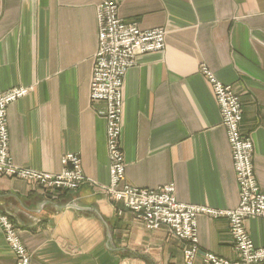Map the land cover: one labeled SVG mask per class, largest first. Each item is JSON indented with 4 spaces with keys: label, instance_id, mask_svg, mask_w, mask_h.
Wrapping results in <instances>:
<instances>
[{
    "label": "crops",
    "instance_id": "crops-1",
    "mask_svg": "<svg viewBox=\"0 0 264 264\" xmlns=\"http://www.w3.org/2000/svg\"><path fill=\"white\" fill-rule=\"evenodd\" d=\"M102 0H0V93L29 92L7 108L17 166L58 173L78 154L85 176L106 184L104 104L89 98ZM125 23L162 28L163 50L136 57L124 78L120 143L125 181L173 183L185 203L231 209L238 189L218 106L199 72L205 63L240 97L241 131L253 144L264 190V0H113ZM0 212L18 227L30 264H182V243L146 229L120 202L87 184L45 192L0 176ZM245 227L264 247V219ZM201 250L236 258L225 218H197ZM0 264H15L0 229ZM196 264H203L197 261Z\"/></svg>",
    "mask_w": 264,
    "mask_h": 264
},
{
    "label": "built area",
    "instance_id": "built-area-1",
    "mask_svg": "<svg viewBox=\"0 0 264 264\" xmlns=\"http://www.w3.org/2000/svg\"><path fill=\"white\" fill-rule=\"evenodd\" d=\"M96 21L97 46L89 98L93 103L104 104L110 179L107 185L89 183L108 199L122 202L123 207L131 211L146 229L165 228L171 237L180 240L183 264H196L197 260L204 264H264V247L254 245L244 225L247 218H264V190L254 173L252 141L240 132L241 101L232 85L218 80L205 63L200 64L199 71L211 87L221 124L226 131L238 186L237 206L219 209L178 201L173 183L158 189L132 186L124 178L125 164L120 143L123 82L138 55L163 50L165 31L162 28L142 30L136 23L123 22L118 15V5L113 0H102L96 6ZM28 91V87L15 86L0 93V176L23 179L55 192L78 187L87 179L81 169L80 157L74 153L62 156L63 167L58 173L19 167L12 162L6 124L7 108ZM201 215L228 221L229 234L238 254L236 260L218 257L199 248L197 218ZM0 227L8 247L15 253V264H29L30 253L22 243L19 231L1 213Z\"/></svg>",
    "mask_w": 264,
    "mask_h": 264
},
{
    "label": "rangeland",
    "instance_id": "rangeland-1",
    "mask_svg": "<svg viewBox=\"0 0 264 264\" xmlns=\"http://www.w3.org/2000/svg\"><path fill=\"white\" fill-rule=\"evenodd\" d=\"M200 67V66H199ZM200 72V71H199ZM201 74V73H200ZM202 75V74H201ZM203 76V75H202ZM204 77V76H203ZM208 83V82H207ZM209 85V84H208ZM231 85V84H230ZM24 87H26V86H24ZM233 87V86H232ZM209 88H210V90H211V87H210V85H209ZM29 92V91H28ZM211 92H212V90H211ZM240 98V97H239ZM215 100V99H214ZM241 124V123H240ZM226 132V131H225ZM240 132L242 133V131H241V127H240ZM9 135V134H8ZM227 137V136H226ZM227 142H228V140H227ZM228 145H229V143H228ZM106 148H107V144H106ZM229 149H230V147H229ZM75 154V153H74ZM77 156H79L78 154H76ZM230 156H231V154H230ZM107 157H108V152H107ZM124 159V158H123ZM232 160V159H231ZM80 164H81V160H80ZM125 164V163H124ZM254 165V164H253ZM232 166H233V164H232ZM19 167H23V166H19ZM27 168V167H26ZM30 169V168H29ZM81 169H82V167H81ZM34 170V169H33ZM36 171H38V170H36ZM233 171H234V167H233ZM43 172V171H42ZM82 172H83V170H82ZM48 173V172H47ZM255 173V172H254ZM83 175H84V173H83ZM84 177L87 179V181H85L84 183H82V184H80L78 187H75V188H73V189H64L63 191H60V193H66V192H72V191H75L76 189H78L81 185H84V184H87L88 186H91L94 190H95V188L89 183V182H91L92 181V183H97V184H100V185H107L108 183H109V179H110V174H109V159H108V177H109V179H108V182L106 183V184H101V183H99V182H97V181H95L94 179H91V178H89V177H87V176H85L84 175ZM124 178H125V175H124ZM21 180H23V179H21ZM23 181H25V182H28V181H26V180H23ZM258 182V181H257ZM29 184H32V185H34V186H37V187H39L40 189H42L43 191H45V192H49V191H51V192H55V191H53V190H50V189H45V188H42V187H40V186H38V185H36V184H33V183H30V182H28ZM237 184V183H236ZM166 185V184H165ZM164 186V185H163ZM162 186H160V187H158V188H161ZM238 187V186H237ZM140 188V187H139ZM158 188H155V189H158ZM145 189H148V188H145ZM238 189V188H237ZM95 192H98L97 190H95ZM98 193H100V192H98ZM109 201H112V202H120V201H114V200H111V198L110 199H108ZM121 204H122V202H120ZM238 204V203H237ZM201 205H204V204H201ZM122 206H123V204H122ZM207 206V205H206ZM237 206V205H236ZM124 209H126L125 207H123ZM235 208V207H234ZM220 209H222V208H220ZM232 209V208H231ZM126 210H128V209H126ZM129 211V210H128ZM129 212H131V211H129ZM1 214H5L6 216H7V218L9 219V221H10V223L12 224V226L13 227H15V229L16 230H18L19 231V229H18V227L14 224V222L10 219V217H9V215L8 214H6L5 212H0ZM132 213V212H131ZM250 218H253V217H250ZM256 218H258V217H256ZM247 219H249V218H247ZM246 219V220H247ZM262 219H264V218H262ZM245 220V221H246ZM228 222V221H227ZM244 225H245V222H244ZM229 227V226H228ZM0 229H1V227H0ZM245 229H246V227H245ZM152 230H154V229H152ZM1 231H2V229H1ZM246 231H247V229H246ZM2 234H3V231H2ZM249 234V233H248ZM19 235H20V231H19ZM3 236H4V234H3ZM170 236V235H169ZM171 237V236H170ZM171 238H175V237H171ZM4 239H5V237H4ZM21 239V238H20ZM175 239H177V238H175ZM178 240V239H177ZM22 241V240H21ZM180 241V240H179ZM231 241H232V239H231ZM5 242H6V240H5ZM181 242V241H180ZM23 243V242H22ZM6 244H7V242H6ZM199 244V243H198ZM232 245H233V241H232ZM8 246V245H7ZM25 246V245H24ZM26 248V247H25ZM199 248H200V246H199ZM10 249V248H9ZM233 249H234V246H233ZM11 250V249H10ZM12 251V250H11ZM28 251V250H27ZM202 251H205V250H202ZM234 251L236 252V250L234 249ZM29 252V251H28ZM12 253H13V255H14V258H15V261H16V256H15V253L12 251ZM30 253V252H29ZM236 258L234 259V260H236L237 258H238V254H237V252H236ZM219 257V256H218ZM183 258V257H182ZM30 259H31V255H30ZM226 259V258H225ZM197 261H199V262H201L200 260H197ZM197 261H196V263H197ZM202 263V262H201ZM29 264H30V262H29ZM119 264H124L123 262H120ZM182 264H183V262H182ZM204 264V263H203Z\"/></svg>",
    "mask_w": 264,
    "mask_h": 264
},
{
    "label": "bare ground",
    "instance_id": "bare-ground-1",
    "mask_svg": "<svg viewBox=\"0 0 264 264\" xmlns=\"http://www.w3.org/2000/svg\"><path fill=\"white\" fill-rule=\"evenodd\" d=\"M179 201V200H178ZM198 237V236H197Z\"/></svg>",
    "mask_w": 264,
    "mask_h": 264
}]
</instances>
